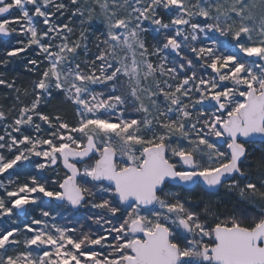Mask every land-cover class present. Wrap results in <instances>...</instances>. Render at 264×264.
Here are the masks:
<instances>
[{
  "label": "snow or ice",
  "instance_id": "obj_1",
  "mask_svg": "<svg viewBox=\"0 0 264 264\" xmlns=\"http://www.w3.org/2000/svg\"><path fill=\"white\" fill-rule=\"evenodd\" d=\"M12 34L0 264H264V0H0Z\"/></svg>",
  "mask_w": 264,
  "mask_h": 264
},
{
  "label": "trees",
  "instance_id": "obj_2",
  "mask_svg": "<svg viewBox=\"0 0 264 264\" xmlns=\"http://www.w3.org/2000/svg\"><path fill=\"white\" fill-rule=\"evenodd\" d=\"M63 19V18H62ZM63 22L67 23L68 21L65 19ZM75 23V22H74ZM95 31V29H93ZM151 40L152 36L148 37ZM24 39L23 36H19L17 34H12L8 39L2 38L0 36V57L3 56L4 50L11 47H19L21 45L16 44L17 40ZM92 51L95 52V48L92 47ZM42 59V57L37 56V52L35 51V46L33 48H29L27 51L20 53L16 57L11 58V62L7 66L6 69L0 68V72H5V78L8 80H11L13 78L17 81V87H20L21 90L27 88L29 91L31 90V82L33 79L36 78V74L26 71L25 65L29 59ZM41 68H43V65H41ZM8 97L7 100H5V97ZM14 96L15 93L7 89L5 86L0 85V103L5 104V110H7L8 106H11L14 103ZM23 98V97H22ZM48 111H52L51 108L48 109ZM61 111H67L69 115L71 114V110L69 109H61ZM257 151L255 154L258 155ZM22 171H27L22 169ZM21 180L25 179V176L22 175L20 177ZM222 191L220 190L221 195ZM202 195V193L199 192V189L195 190V195L193 196V199H197L198 196ZM223 196V195H222ZM221 197V196H220ZM221 201V208H225L228 206V197L223 196L219 199ZM3 223L0 221V227H3ZM9 226H12L11 224Z\"/></svg>",
  "mask_w": 264,
  "mask_h": 264
},
{
  "label": "rangeland",
  "instance_id": "obj_3",
  "mask_svg": "<svg viewBox=\"0 0 264 264\" xmlns=\"http://www.w3.org/2000/svg\"><path fill=\"white\" fill-rule=\"evenodd\" d=\"M65 2H67V0H65ZM151 35H149V37H150ZM148 39H150V38H148ZM151 40H152V38H151ZM150 40V41H151ZM256 150V152L257 151H259V150H261V149H264V144H260V143H257V144H254V145H251L250 146V151H252V150ZM258 155H259V152H258ZM221 191H222V193H221V197H223V196H226L225 194H224V190L223 189H221ZM3 193H2V191H0V195H2ZM192 196H194L195 195V192H193L192 194H191ZM223 195V196H222ZM220 196H218V197H214V199H220L221 197ZM0 221L3 223V227H11V226H9L11 223H10V221H8V220H4V219H0Z\"/></svg>",
  "mask_w": 264,
  "mask_h": 264
},
{
  "label": "water",
  "instance_id": "obj_4",
  "mask_svg": "<svg viewBox=\"0 0 264 264\" xmlns=\"http://www.w3.org/2000/svg\"><path fill=\"white\" fill-rule=\"evenodd\" d=\"M2 38H5V39H8L10 36H3V35H0Z\"/></svg>",
  "mask_w": 264,
  "mask_h": 264
}]
</instances>
